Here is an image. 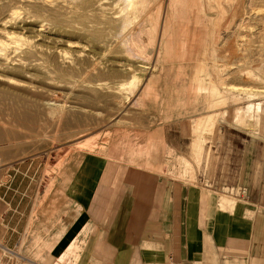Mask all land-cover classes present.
Listing matches in <instances>:
<instances>
[{
    "label": "rangeland",
    "instance_id": "obj_1",
    "mask_svg": "<svg viewBox=\"0 0 264 264\" xmlns=\"http://www.w3.org/2000/svg\"><path fill=\"white\" fill-rule=\"evenodd\" d=\"M236 6L222 4V11L225 10L224 14L228 15H224L225 18L230 19L220 22L225 28L221 27L217 42L219 62L222 60L219 66L223 68L226 65V71L222 74L225 79L223 86L218 85L213 62L209 58L205 62L206 69L212 73L214 84L220 90L227 89L226 95L232 97H227L228 101L223 107L215 108L217 113H226L225 120L220 116L212 132L207 130L205 134L202 133L207 137L203 141L205 147L211 150L208 163L193 162L194 137L189 131L191 124L193 126L198 119H205L214 111L208 109L203 100L204 95L200 94L199 101L196 100L195 88L199 83L194 81V74L196 76L197 46L201 35L198 32L200 24L192 13L186 12L183 18L171 21L173 25H170L162 42L166 50L163 54L167 58L163 59L164 64L160 61L158 68L154 69L151 68L155 58L153 44L156 39L157 44L160 41L153 33H148L149 36L147 33L141 36L138 34L142 37L138 39L144 42L145 50L144 46L137 47L140 50L138 53L142 51L144 54H139L142 58L136 57L134 62L130 61L132 67L128 64L112 69L107 64L98 65L97 68L91 66L106 62V58L104 52L95 48L88 37L71 29L55 30L50 35L51 40H39L43 52L36 54L37 66L30 68L28 74L17 73V79L25 82L27 88L35 85L36 89L27 95L23 92L26 90L24 87L0 86V195L3 185L9 180H12L16 189L20 187L25 190L30 179L36 178L40 182L43 178L57 175L62 178L64 170L73 168L85 152H105V146L115 147L117 152L124 148L134 150L136 145L140 149L143 148L141 146H151V137L147 139V136H153L154 141L159 129H162L165 141L176 150L177 155L191 161L192 166L188 164V168L192 167L194 176L183 178L190 183L197 180L196 174L199 172L210 180L217 170L221 176L222 170L229 167L232 169L238 150H242L243 146L250 143L255 146L264 145V122L262 128L258 123L257 128L250 129L242 127L233 119L234 110L245 107L248 102V96L244 93L257 92L258 87L264 88V79L257 81L245 75L250 71L256 73L254 67L264 62V23L253 17L256 12L250 11L248 4H240L237 13H234ZM253 8L262 9V4H253ZM208 13L211 19H207L206 23L220 20L218 16L221 10L216 6ZM249 15L252 16L250 20L247 19ZM148 24L145 26L148 27ZM57 53L64 54L67 58L65 63L59 55L55 57ZM57 60L59 64L62 63L57 65ZM131 74H138L142 79V83H138L132 92L133 96L129 91L121 94L116 89H104L106 86L102 84L82 82L83 77L99 82L107 79L111 87H117L116 82ZM235 86L237 93L246 97L239 104L232 101ZM145 93L146 97L142 98ZM115 94L120 95L117 98ZM255 101L259 102L260 98ZM47 102L64 107L63 114L51 115ZM260 102L264 104V98ZM148 127L154 128L153 135L147 134ZM219 128L220 133L214 135ZM152 147L155 160L169 157L167 152L162 153L163 149L158 153L154 149V142ZM133 154L146 156V152ZM173 169L181 173L185 172L186 167L175 162L171 165V171ZM171 176L180 178L173 173ZM76 250L70 249L67 254L71 255ZM65 258L66 255L60 259L59 264H70L69 259L66 261ZM11 264L21 263L12 257Z\"/></svg>",
    "mask_w": 264,
    "mask_h": 264
},
{
    "label": "crops",
    "instance_id": "obj_2",
    "mask_svg": "<svg viewBox=\"0 0 264 264\" xmlns=\"http://www.w3.org/2000/svg\"><path fill=\"white\" fill-rule=\"evenodd\" d=\"M201 120L189 127L197 164L211 159ZM148 137L144 149L85 152L62 178L30 179L25 190L4 184L0 264H59L65 255L70 264H264V145L243 146L232 169L190 183L191 161L162 129ZM153 142L167 159L155 160ZM175 162L185 172L171 171Z\"/></svg>",
    "mask_w": 264,
    "mask_h": 264
},
{
    "label": "bare ground",
    "instance_id": "obj_3",
    "mask_svg": "<svg viewBox=\"0 0 264 264\" xmlns=\"http://www.w3.org/2000/svg\"><path fill=\"white\" fill-rule=\"evenodd\" d=\"M225 3L237 4L236 8L234 7V13H237L240 4H248L250 6L249 10L256 12L253 14V17L261 23H264V0H0V86L5 84L24 87L26 89L23 90L24 94L32 93L33 89H36L35 85L27 88L25 82L17 79V73L28 74L30 73V68L37 66L36 54L43 52V46L39 44V40H51L50 35L54 34L55 30L65 31L71 29L88 37L95 48L104 52V57L106 58V62H99L91 66L97 68L98 65L107 64L112 69L116 68V66L122 67L131 64L130 61L134 62L133 59L135 60L136 57L142 58L139 54L143 52L138 53L140 50L137 47L144 46V42L138 38H140V34L144 35V33H147L148 35V33H153L158 36L160 42L157 44V39L154 40V65L152 64L150 66L153 69L155 67L158 68L157 65L160 64V61L163 63V59L167 58L163 54L166 50H164L165 47L162 42L168 34L171 21L173 19L183 18L184 14L188 12L192 13L200 24H198V32L200 34L197 32V34L201 35V38L200 41L197 39L199 41V46L197 47L199 48L197 49L196 76L194 74V81L199 83L197 87L195 86L198 90L196 91L195 88V94H197L196 100L199 101L200 94L204 95L205 99L203 100L208 109L214 110L211 115L197 122L196 131L200 134L207 130L208 132H212L218 123L219 117L222 116L223 119L226 117V113H217L215 108L217 107L219 109L223 107L228 101L227 97L232 98L227 96V89L220 90L214 84L215 81H213L214 78L212 79V73L206 69L207 63H205L208 58L213 62L214 70H212L218 79V85L223 86L225 79L222 74L226 71V65L223 68L219 66L222 60L219 62L217 42L219 39L218 36L220 35L219 31H221V27H224L220 22L224 19L230 20L227 19L228 17L225 18L228 16L224 14L225 10L222 11V4ZM253 4H262V9L253 8ZM214 6L221 10V14L218 16L220 20H218L219 22L209 21L210 23L207 22V24L206 20L211 19L208 12ZM251 18L252 16L249 15L247 19L250 20ZM147 23H149L148 27L145 26ZM58 55L65 63L67 58L64 54L57 53L55 57H58ZM59 62L57 60V65L61 64ZM149 64H146V66H149ZM92 67L91 69H93ZM252 67L250 66V68ZM254 69L256 73L250 71L246 72L245 75L248 74L249 78L256 79L257 81L261 78L263 81L264 62L259 67H254ZM124 73L126 72L124 71ZM87 81L105 85L106 87L104 89L106 90H119L121 94L124 91H129V94L131 93L132 96V92H134L137 84L142 83L141 76L138 74H131L128 78H122L115 83L117 87H111L107 79L99 82L89 81L85 77L82 78V82L86 83ZM195 84L197 83L195 82ZM236 88L235 86L233 89L235 93L233 92L232 101L239 104L242 102L243 97L242 93H237L238 89ZM229 90L232 92L231 89ZM115 95L118 98L120 94ZM145 95L146 93L142 98H145ZM244 95L246 97L248 96L246 99L248 102L245 107H238L234 110L233 119L235 118V122L242 127L255 129L258 127V123H260V128H262L264 125V104L260 101L264 98V88L258 87L257 92L244 93ZM32 97L34 98V96ZM257 98H260L259 102L255 101V99L258 100ZM46 105L51 115L61 116L63 114L64 107L55 105L54 103L52 104L51 102H47ZM261 124H263L262 127ZM198 142L201 143V141ZM142 147L144 149V146Z\"/></svg>",
    "mask_w": 264,
    "mask_h": 264
}]
</instances>
